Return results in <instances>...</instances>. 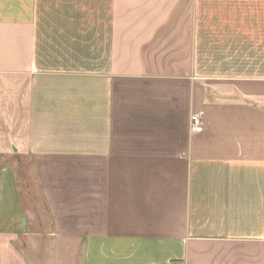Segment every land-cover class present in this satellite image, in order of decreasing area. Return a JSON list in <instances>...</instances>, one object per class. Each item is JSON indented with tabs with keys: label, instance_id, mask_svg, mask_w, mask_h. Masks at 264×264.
<instances>
[{
	"label": "crops",
	"instance_id": "0c3cea01",
	"mask_svg": "<svg viewBox=\"0 0 264 264\" xmlns=\"http://www.w3.org/2000/svg\"><path fill=\"white\" fill-rule=\"evenodd\" d=\"M71 241L264 264V0H0V264Z\"/></svg>",
	"mask_w": 264,
	"mask_h": 264
},
{
	"label": "rangeland",
	"instance_id": "374dc122",
	"mask_svg": "<svg viewBox=\"0 0 264 264\" xmlns=\"http://www.w3.org/2000/svg\"><path fill=\"white\" fill-rule=\"evenodd\" d=\"M13 161V160H12ZM33 161H31L32 164ZM36 200V206L34 207V210L37 215V231L38 232H43L46 233L47 231L51 230L50 223H49V218H48V209L41 199V196L37 193V199ZM61 240H54V246L60 243ZM71 245L74 247L72 252L69 254V257L67 261L63 262H68V264H81L82 260V253H81V242L80 241H71ZM71 246V247H72ZM61 263V261L59 262Z\"/></svg>",
	"mask_w": 264,
	"mask_h": 264
},
{
	"label": "built area",
	"instance_id": "2783aa9c",
	"mask_svg": "<svg viewBox=\"0 0 264 264\" xmlns=\"http://www.w3.org/2000/svg\"><path fill=\"white\" fill-rule=\"evenodd\" d=\"M190 120H191L192 128L195 131H197V132L203 131L204 119H203V116L201 114H192Z\"/></svg>",
	"mask_w": 264,
	"mask_h": 264
}]
</instances>
